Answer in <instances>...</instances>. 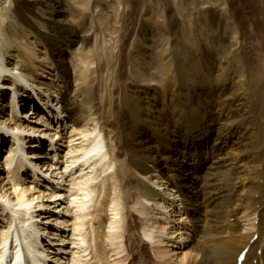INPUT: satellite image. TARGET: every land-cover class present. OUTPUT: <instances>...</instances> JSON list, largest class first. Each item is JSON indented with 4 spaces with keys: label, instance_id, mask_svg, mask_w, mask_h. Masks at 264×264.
<instances>
[{
    "label": "bare ground",
    "instance_id": "bare-ground-1",
    "mask_svg": "<svg viewBox=\"0 0 264 264\" xmlns=\"http://www.w3.org/2000/svg\"><path fill=\"white\" fill-rule=\"evenodd\" d=\"M56 1L60 2L14 0V8L9 15H5L3 11L10 0H0V21L7 20V23L0 25V41L4 43L3 48L0 45V102L6 95L4 90L10 87L4 82L11 80L20 83L23 97L40 98L43 94L40 90L46 94L42 96L45 102L34 100L37 107L35 114L31 109L24 111L27 108L24 104L17 106L21 120L14 116L6 103V111H3L5 108L2 110L5 117L0 120V264H6L8 259L11 264L13 256L14 264H31L27 254L32 264H90L92 260L93 264H101L102 259L108 258L110 253L105 250V244L112 247V239L118 238L126 240V250L131 258L137 257L135 261L142 260L141 264H146L142 252L138 255L133 252L129 189L137 191L135 202H139V208H136L138 213L151 217L142 228L143 236L151 244L158 246L167 241L168 245H177L176 249L187 251L185 259L174 263L171 256L173 250L168 248V258H165V252L161 249L163 247L158 246L155 264H264V26L259 27L257 33L255 28H243L235 13L230 14L231 21L233 19L230 27L238 42L232 47L236 54L232 50L230 54L227 53L236 63L238 72L233 78H228L229 82L220 84L225 66L218 57L224 52H217L216 59L206 56V86L198 85L202 93L196 96L193 86L188 84L187 89L173 90L176 99L172 101V117H176L172 124L167 109L157 99L158 86L152 83L156 84L158 77H163L165 82L168 75L164 68L170 70L175 63L164 61L160 63L163 67L159 68L156 67L159 63L154 64L153 60L148 70L142 69V78L149 83L143 94L150 97L146 98L145 105L149 109L152 124L150 128H144L132 123L130 143H124L125 158L120 160L116 157L120 141L112 140L111 132L107 130L110 124L96 118L92 119L91 128L78 129L79 113L70 100V94L73 89L76 93L79 85L72 84L68 57L75 56L83 49L85 39L80 37L78 41L74 40L77 45L75 50H68L70 52L60 56L54 69L58 73L56 76L51 74L53 70L47 71L50 64L48 54L40 56L36 52L38 45L33 42L32 36L39 41L38 31L40 34L51 31V23L58 28L60 23L72 26L71 12L74 9L73 2L77 4V0H66L70 1L69 14L51 12L52 19L48 20V25L40 20L47 15L40 7ZM192 1L183 0L178 5L179 16L190 29L196 24L195 10L210 5L211 0ZM221 1L215 0L213 4L217 6ZM257 1L264 7V0ZM188 4L190 9L187 8ZM160 6L157 1V11ZM157 11L154 10V14ZM157 13L155 15L158 16ZM208 20L205 24L210 27ZM33 24L37 25V29L32 27ZM213 28L218 32V39L223 41L224 34L216 27V23ZM248 40L251 42L248 43ZM252 40H258L259 43L253 45ZM160 43L153 44V52H147L156 55L155 52L161 50ZM6 54L11 58H7ZM144 56L143 62H147ZM78 59L76 70L80 72L81 63L84 67L87 63L82 57ZM136 68L133 72H136ZM154 69L158 71L152 74L151 70ZM47 72L49 76L44 78L43 73ZM87 75L81 76L79 80H83V77L87 80ZM56 78L60 80L58 85L55 83ZM249 85H254L253 92L245 91L244 86ZM122 88L125 89L122 99L130 101L133 96L129 95L127 83H123ZM109 95L113 110L115 97L113 92ZM196 97L199 99L196 101L199 105L197 114L200 132H180L178 128L182 125L186 127L187 124L180 109L183 108L182 103L190 105ZM59 103L62 110L58 107ZM60 115L65 119H61ZM249 121L252 123H247ZM9 131H16L17 134L13 140L4 141V135ZM194 135L197 138H191ZM157 136H162V139L155 142L153 137ZM42 145L47 146L49 152ZM3 148L7 151L2 154ZM119 166L126 177L120 175ZM156 172L167 179L166 184L175 191L179 200L166 198L145 181L152 180ZM166 184L162 186L163 189ZM112 190L115 197L110 201ZM106 210L110 213L108 216L103 215ZM171 212L175 216L183 212L190 219L191 226L186 229L190 231L189 239L184 237L187 233H181L185 228L171 219ZM27 219L28 222L41 219V224L31 222L30 225L26 223ZM156 219L164 221L168 228L165 226L158 230L153 226L157 223ZM152 220L154 222L151 225ZM104 222L112 229L122 223L125 232L112 234L101 230V233L95 234L92 226L100 228ZM20 226L27 229L26 235L23 230L19 232ZM13 230L17 233L15 243ZM169 230L175 231L170 233ZM90 235L104 240L102 246H98ZM148 241L145 246H148ZM20 248L22 253L19 252ZM120 249H112L111 252L120 255ZM244 251H247L245 259L239 262ZM103 264L110 263L107 261Z\"/></svg>",
    "mask_w": 264,
    "mask_h": 264
},
{
    "label": "rangeland",
    "instance_id": "rangeland-1",
    "mask_svg": "<svg viewBox=\"0 0 264 264\" xmlns=\"http://www.w3.org/2000/svg\"><path fill=\"white\" fill-rule=\"evenodd\" d=\"M155 1H158L161 5L159 11H157L156 9ZM178 1L179 0H77V4L73 2L74 9L72 12L71 10L69 12L67 11L70 9L68 5L70 1L66 0H60V2H52L49 5L40 7L47 14L46 16L41 17L40 20L42 21V23L46 22L47 25L49 23L48 20L52 19V17L50 16L55 11H61L62 13L65 12L67 14H69L70 12L72 13V22L74 23H72V26H70L69 24L66 25L64 23H60L58 28V26L54 27L53 23H51L49 25L51 31L41 32V34L38 33L39 31L37 32V34H39V36H37L40 39L39 41L34 37V35L32 36L33 42L35 41L38 45L36 52L40 56H45L48 54L47 58L49 56L50 61H48L50 64L47 71L53 70L51 74L53 76H56V74L58 73L55 72L54 69L56 67L55 65H57V63L59 62L60 56L64 55L68 50H75V47H77V45L76 42H73L74 40L78 41V38L80 37L85 39L86 42L83 45V49L79 53L77 52L75 56L68 57V61L70 62V77L72 80V84L75 86L79 85L76 93L73 89L72 93L70 94V100L77 108L79 113L80 123L78 125V129L80 130L84 127L91 128L92 119L96 118H100V122L102 123L110 124L111 127H107V130L109 133L111 132L110 135L112 140H114L115 142L120 141V144L118 143L119 148L116 149V157H119L120 160H123L125 158V146L126 144L130 143L129 136L132 123L134 122L137 126L144 128H150L152 124V121L150 120L148 114L149 109L145 105L146 98L150 99V97H146L143 94L145 93V88L147 87V85H149V83L147 81L144 82L145 78H142L143 76L141 74L142 69L148 70L150 63H152L153 60L154 64L159 63V66L156 65V67L159 68L163 67L160 63H163L164 61L172 62L173 64L175 63L174 65H172L173 68H170L171 71L164 68L167 72L166 74L169 76L168 78V76L166 75L167 78L165 82L163 80V77H158L157 83H152L158 86V89L156 90L158 91L159 98L157 97V99H159V103L162 106H165V108L167 109L166 111L169 113L168 116L170 115V118L168 117V119L172 124L176 117L175 115L174 117H172L174 111L172 101L176 99L175 96H173V92L175 90H180V88L187 89L186 84H188L190 86H193V90L195 91L196 96H198L199 92L202 93V88L200 87L206 86L205 81L207 80V77L205 75L206 56L209 55L211 58L216 59L217 52H224L223 55H220L218 57L219 62L222 63L223 67L225 66L224 76L220 78L221 80H219L220 84L229 82L228 78H233L236 72H238V69L235 66L236 63L231 60V55H229L231 53V50L233 51L234 55L236 54V50L232 49V47L234 46V44H236V42H238L236 38L237 36L233 35L232 28L230 27L232 26L233 22V19L232 21L230 19L232 13H235L238 22L240 23V25H242L243 28L249 26L251 28H255L257 32V30H260L259 27H261L262 25L264 26V7H262V5L257 0H249V2H247V0H225V2L224 0H222L219 3L220 5L218 4L217 6L213 4V1L215 0H211L209 3L211 6H200V9L198 11L195 10L194 20L196 24L192 25V28L190 29L186 21L179 16L178 5H181L183 3V0H180L179 4ZM193 1L197 2L199 0ZM13 2L14 0H10V2L7 3L3 14L5 13V15H9L11 13V9L14 8ZM189 4L187 6L188 9L191 8ZM154 10L158 12H156L158 16L155 15L156 13L154 14ZM159 13L161 14L159 15ZM207 19H210L208 20L210 27H207L205 24L207 23ZM156 20L158 21V24ZM168 20L171 22H169ZM246 20H248V22ZM5 23H7V20H5V22L0 21V25ZM213 23H216V27H219L220 31H222V33L224 34L223 41L218 39V32L214 30ZM32 27L37 29V25L33 24ZM158 29L159 32H157ZM164 32H166V34ZM153 34L154 36H157L154 37ZM164 35L167 36V38ZM68 41L69 43H67ZM190 42H192L193 45H191L192 43ZM250 42L251 41L248 40V43ZM158 43H160L159 46H161V50L163 52L159 49L157 50V52L154 51L156 55L152 56L151 53L148 52H153V44L158 45ZM258 43V40H252L253 45H257ZM0 45L3 48V41H0ZM191 47L194 48L192 49ZM224 47L226 49H224ZM160 52L161 54H159ZM168 52L170 57H166L168 55ZM143 55H145L144 57L147 58V62H143ZM6 56L7 58H11V56L8 54H6ZM80 57H82L87 64L84 67V64L81 63V66L83 65V68L81 67L79 72V69L76 70V67H78L79 65L78 61L80 59L78 58ZM155 57L158 58L155 59ZM180 57L181 59H179ZM159 58L162 60H159ZM134 68L137 69L136 72H133L135 70ZM157 71L158 69H154L151 70V73L154 74V72ZM169 71L171 72V74L169 73ZM212 73L215 74L214 72ZM86 74H88L87 80H85V77H83V80H79L81 76ZM43 76L44 78L48 77V72L43 73ZM75 78H77V81H75ZM6 82H4V85H7ZM187 82H189L190 84ZM55 83L56 85L60 84V80L56 78ZM123 83H127L129 95L133 96L131 97L132 99L130 98V101H124L122 99V95L125 91V89L122 88ZM48 87L49 86H46V88ZM244 89L246 92H253L255 88L254 85H249L244 86ZM4 92L7 91L4 90ZM39 92L45 94V92L41 90ZM110 92H113L115 97V108L113 110H111L110 107ZM1 100L0 120L2 121V118L5 117V112L3 111H6L4 103H6L8 100L5 101V98H2ZM196 100L199 99H197L196 97L195 100H192L193 103H191L190 105L186 104L185 102V104L182 103L183 108L180 109L181 113L183 114L182 116L186 119L184 121H186L187 124H185L186 127L182 125L180 126V128H178L180 132L184 131L188 132L189 134L195 131L200 132L199 129L201 127V124L197 114L199 105L198 101ZM27 109L28 107L25 108L24 111ZM56 110L57 112H59L58 108H56ZM59 117H61V119L63 120L65 119L63 115H60ZM178 118L179 117H177V119ZM21 119L19 118V120ZM184 121H182V123ZM247 123L250 124L252 122L249 121ZM193 137H195V135L191 136V138ZM153 138H155V142H158L160 141V139H162V136ZM5 150L6 149L3 148L2 154L7 151ZM1 169L2 167L0 165V172ZM118 171L123 178L126 177L124 170L120 166L118 167ZM26 177L27 176H25V178ZM166 180L167 179H165V177L160 175L158 172L154 173L152 180L145 179V181L148 182L153 189L162 192L163 196H166V198H169L171 200H179V196L175 193L174 190H172V188H170L166 184ZM164 184H166L164 187L165 190L162 187ZM41 185L44 184L41 183ZM128 192L132 201L129 204L131 210V217L129 219L131 226L130 238L133 245V252L136 253L135 255H138L139 252H142L144 257L143 261H145L146 264H155L156 247L161 246L163 247L161 248L162 251L165 252V258H168V248H170V250H173V252H171V256L173 255L174 259L173 262H180L181 260L185 259L187 251L179 248L176 249L177 245L173 246L172 244H169L171 245L169 247L168 242L165 241L164 244H158L157 246L153 243L151 244V242H149L148 239L143 236V227L145 226V223H149L148 218L151 217L141 216L136 210V208H139V202H135L137 197L136 189H129ZM114 197V190H112L111 196L109 197L110 201ZM136 204L138 207L136 206ZM169 209L170 207L167 210ZM109 214V211L106 210L103 215L108 216ZM170 215L172 216L173 213L171 212ZM90 218H92V216H90ZM145 218L147 220H145ZM187 218L188 217L184 215L183 212H181L176 216L174 214L171 219L181 228H185V230H183L181 233H187V235L184 237L186 239H189L190 231L186 229H189V227L191 226V222L190 219L188 220ZM152 219H154V217ZM154 220L150 222L151 225ZM163 222L164 221L161 220L157 221V223H155L153 226H156L158 230L163 229L165 226L168 228V225ZM101 227L99 228V226L93 225L91 229L95 234L101 233V230L105 231L106 233L108 232L112 234H123V232H125V228L122 223L115 226V228H113L114 230L109 227L107 222H104ZM174 231L169 230L170 233H173ZM90 236L92 239H94L95 243L97 242L98 246H102L104 240L99 238L96 239L95 235ZM108 240L109 239H107V241ZM147 241L148 246H145V242L147 243ZM112 243V247L108 244H105V250H108L110 252V255L108 254V258L102 259L101 264L107 261L110 264H131L132 262L135 264H141L142 260L135 261L138 260L137 257H135L134 259V257L131 258V256L128 254L126 250L127 242L125 239H112ZM164 247L166 248V250ZM119 248H121L119 250L121 252L120 255L116 254L115 252H111L112 249L115 250ZM93 262L94 260H92L90 264H93Z\"/></svg>",
    "mask_w": 264,
    "mask_h": 264
}]
</instances>
